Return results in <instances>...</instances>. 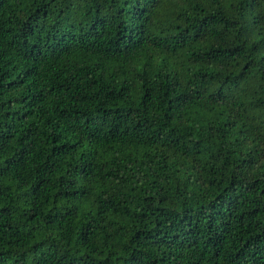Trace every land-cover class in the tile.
I'll list each match as a JSON object with an SVG mask.
<instances>
[{"label": "trees", "instance_id": "1", "mask_svg": "<svg viewBox=\"0 0 264 264\" xmlns=\"http://www.w3.org/2000/svg\"><path fill=\"white\" fill-rule=\"evenodd\" d=\"M0 264H264V0H0Z\"/></svg>", "mask_w": 264, "mask_h": 264}]
</instances>
